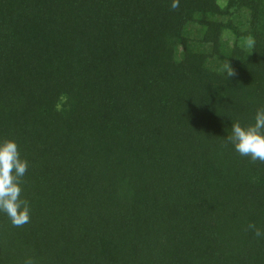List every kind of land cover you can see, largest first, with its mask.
I'll use <instances>...</instances> for the list:
<instances>
[{"label": "trees", "instance_id": "obj_1", "mask_svg": "<svg viewBox=\"0 0 264 264\" xmlns=\"http://www.w3.org/2000/svg\"><path fill=\"white\" fill-rule=\"evenodd\" d=\"M178 2L0 0L30 206L0 264H264V163L226 141L264 108V0Z\"/></svg>", "mask_w": 264, "mask_h": 264}, {"label": "clouds", "instance_id": "obj_2", "mask_svg": "<svg viewBox=\"0 0 264 264\" xmlns=\"http://www.w3.org/2000/svg\"><path fill=\"white\" fill-rule=\"evenodd\" d=\"M178 6V0H173L172 8ZM225 73L227 79L234 75L229 64L223 69V74ZM226 141L241 157L264 163V108L257 109L253 124L242 126L239 122L231 123V133L226 136ZM27 169L28 162L21 158L16 141L0 140V214L5 215L17 227L30 220L29 203L22 198V178ZM248 229L257 238H264V230L256 225L249 224Z\"/></svg>", "mask_w": 264, "mask_h": 264}, {"label": "rangeland", "instance_id": "obj_3", "mask_svg": "<svg viewBox=\"0 0 264 264\" xmlns=\"http://www.w3.org/2000/svg\"><path fill=\"white\" fill-rule=\"evenodd\" d=\"M219 4L223 5L225 3V0H218ZM238 21L240 20L242 23H244L246 21V15L243 14L242 16H240L238 19ZM223 44L226 46H231L234 42V39L231 35H229V33H225L223 35ZM243 43H246L245 40H243Z\"/></svg>", "mask_w": 264, "mask_h": 264}]
</instances>
